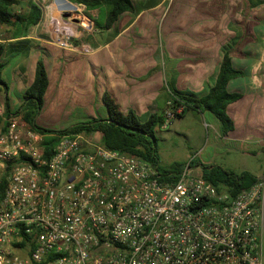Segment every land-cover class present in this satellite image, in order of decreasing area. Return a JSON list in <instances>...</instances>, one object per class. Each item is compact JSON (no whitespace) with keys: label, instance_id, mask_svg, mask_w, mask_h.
Returning <instances> with one entry per match:
<instances>
[{"label":"built area","instance_id":"2783aa9c","mask_svg":"<svg viewBox=\"0 0 264 264\" xmlns=\"http://www.w3.org/2000/svg\"><path fill=\"white\" fill-rule=\"evenodd\" d=\"M0 92V264H264V173L230 199L189 162L174 178L97 133L32 129ZM184 109L168 97L159 128Z\"/></svg>","mask_w":264,"mask_h":264},{"label":"crops","instance_id":"0c3cea01","mask_svg":"<svg viewBox=\"0 0 264 264\" xmlns=\"http://www.w3.org/2000/svg\"><path fill=\"white\" fill-rule=\"evenodd\" d=\"M131 1L133 11L123 12L107 29L82 18L64 47L35 28L20 38H1V79L10 108L21 105L41 58L48 85L36 117L39 126L60 130L106 116L105 92L123 112L133 110L143 121L163 114L172 92L205 94L227 50L233 68L242 72L228 81L227 90L241 96L226 106L232 130L218 134L232 142L259 143L264 151V0H180L170 18L166 12L174 0L170 6L169 0ZM69 7L67 0L54 1L49 11L40 7V21L51 12L57 24L63 23L59 12L79 10L73 3Z\"/></svg>","mask_w":264,"mask_h":264},{"label":"trees","instance_id":"16d2710c","mask_svg":"<svg viewBox=\"0 0 264 264\" xmlns=\"http://www.w3.org/2000/svg\"><path fill=\"white\" fill-rule=\"evenodd\" d=\"M84 5L87 11L104 9L100 18L86 14L94 21L98 28H109L118 17L126 11H133L131 0H72ZM21 5V6H20ZM20 6V7H19ZM16 7H19L18 9ZM41 18V8L33 0L21 3L19 0H0V24L10 28L9 38L26 36L30 27L36 25ZM4 51V44L0 43V59ZM4 64L0 61V90H6V84L1 79ZM242 72L233 68L229 52L224 51L214 84L200 96H193L178 91L170 95L174 104L182 103L184 111L176 116L179 118L187 110L210 112L220 124L221 134L232 130L233 122L226 112V106L241 95L230 93L227 90L228 81ZM48 85L47 73L41 58L36 61L34 79L22 94V103L16 109L10 108L7 96H4L5 114L20 115L32 129L40 132H71L100 135V144L109 150H116L129 156H136L148 160L158 166L157 139L155 130L163 123V114L152 113L141 121L133 110L123 112L115 98L109 94L102 95V102L106 107L107 115L93 117L60 130H52L39 126L36 117L43 105V96ZM54 138L47 137L45 145L53 143ZM192 163V161H190ZM185 163H176L162 171L177 174ZM159 167V166H158ZM202 177L210 182L218 193H226L234 198L240 191L250 187L257 176L249 171L235 172L218 165L202 167Z\"/></svg>","mask_w":264,"mask_h":264},{"label":"rangeland","instance_id":"374dc122","mask_svg":"<svg viewBox=\"0 0 264 264\" xmlns=\"http://www.w3.org/2000/svg\"><path fill=\"white\" fill-rule=\"evenodd\" d=\"M19 1L23 4L26 0ZM35 1L43 11H49L54 2V0ZM68 1L75 4L79 10L70 11V17L63 16V13L67 11L59 12L57 19H60L63 23L57 24L56 19L49 12V16L40 21L39 26H32L29 29L35 28L36 33L41 35L42 38L50 42H57L56 44L58 45H60L62 40L70 43V35L73 34L72 32L76 27H80L79 23H81L82 18H86L90 23H94L86 14L100 18L104 10L102 8L100 10L87 11L84 5L72 0ZM172 2L173 0H169L166 6H170ZM179 2L180 0H174L171 10L166 12L168 18L174 14L176 8L180 5ZM19 7L16 8L18 9ZM73 18L78 19V21H74ZM168 18L166 23L168 22ZM138 23H141V21ZM11 31L10 28L2 25L0 39L9 37ZM64 46L61 45V47ZM15 59L14 57L12 62H15ZM8 71L10 69L4 71V77L9 80L10 72ZM31 74L32 65L27 68V75L30 76ZM219 129L220 124L218 120L210 112L204 111L203 113H199L195 110H187L183 116L174 119L167 128L158 127L155 130L159 157L158 168L160 170L167 169L179 162L190 163L192 161L190 163L192 171L199 175L202 174V167L213 165H218L235 172L248 170L256 176L264 172V151L259 143L251 146L242 144L240 141L223 140L218 134ZM84 135L86 137L90 135L91 138L98 140L96 133Z\"/></svg>","mask_w":264,"mask_h":264},{"label":"water","instance_id":"95a60500","mask_svg":"<svg viewBox=\"0 0 264 264\" xmlns=\"http://www.w3.org/2000/svg\"><path fill=\"white\" fill-rule=\"evenodd\" d=\"M54 1H56V0H54ZM67 3H68V7L72 5V3L70 1H68V0H67ZM69 8H65V9H69ZM70 14H71L70 11H67V12L63 13V16L70 17ZM73 20L74 21H78V19H76V18H73Z\"/></svg>","mask_w":264,"mask_h":264}]
</instances>
